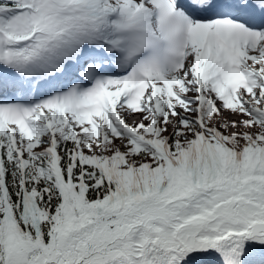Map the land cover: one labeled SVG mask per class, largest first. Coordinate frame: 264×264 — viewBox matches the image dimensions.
<instances>
[{
    "label": "snow or ice",
    "instance_id": "1",
    "mask_svg": "<svg viewBox=\"0 0 264 264\" xmlns=\"http://www.w3.org/2000/svg\"><path fill=\"white\" fill-rule=\"evenodd\" d=\"M0 264H264V0H0Z\"/></svg>",
    "mask_w": 264,
    "mask_h": 264
},
{
    "label": "rangeland",
    "instance_id": "2",
    "mask_svg": "<svg viewBox=\"0 0 264 264\" xmlns=\"http://www.w3.org/2000/svg\"><path fill=\"white\" fill-rule=\"evenodd\" d=\"M131 119H132V118L129 119V122H131Z\"/></svg>",
    "mask_w": 264,
    "mask_h": 264
}]
</instances>
